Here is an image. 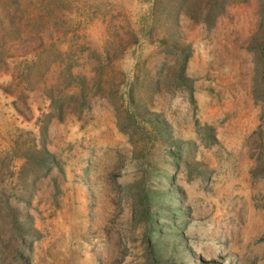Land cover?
I'll list each match as a JSON object with an SVG mask.
<instances>
[{
  "label": "rangeland",
  "instance_id": "1",
  "mask_svg": "<svg viewBox=\"0 0 264 264\" xmlns=\"http://www.w3.org/2000/svg\"><path fill=\"white\" fill-rule=\"evenodd\" d=\"M0 264H264V0H0Z\"/></svg>",
  "mask_w": 264,
  "mask_h": 264
}]
</instances>
